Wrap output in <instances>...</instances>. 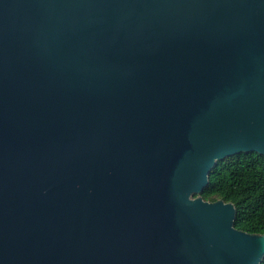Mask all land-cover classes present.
Wrapping results in <instances>:
<instances>
[{
  "label": "water",
  "instance_id": "95a60500",
  "mask_svg": "<svg viewBox=\"0 0 264 264\" xmlns=\"http://www.w3.org/2000/svg\"><path fill=\"white\" fill-rule=\"evenodd\" d=\"M264 155V0H0V264H259L200 196Z\"/></svg>",
  "mask_w": 264,
  "mask_h": 264
},
{
  "label": "trees",
  "instance_id": "16d2710c",
  "mask_svg": "<svg viewBox=\"0 0 264 264\" xmlns=\"http://www.w3.org/2000/svg\"><path fill=\"white\" fill-rule=\"evenodd\" d=\"M200 196L210 201L221 198L232 202L236 228L264 233V155L240 152L217 160ZM259 264H264V257Z\"/></svg>",
  "mask_w": 264,
  "mask_h": 264
}]
</instances>
